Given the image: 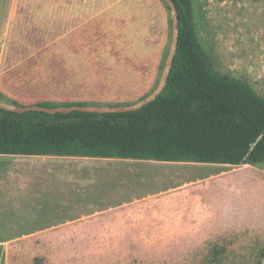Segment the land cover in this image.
<instances>
[{"label": "crops", "instance_id": "crops-1", "mask_svg": "<svg viewBox=\"0 0 264 264\" xmlns=\"http://www.w3.org/2000/svg\"><path fill=\"white\" fill-rule=\"evenodd\" d=\"M120 11L68 8L67 23L51 25L52 47L34 42L35 55L17 60L4 52L0 108L81 111L129 105L150 91L160 59L144 52L145 37L125 17L128 10ZM47 50L51 55L42 56ZM262 164L0 155V205L10 223L23 225L15 227L21 238L206 239L211 231L262 221ZM202 168L210 171L205 179L170 182L181 169ZM243 189L247 196L238 194Z\"/></svg>", "mask_w": 264, "mask_h": 264}, {"label": "rangeland", "instance_id": "rangeland-1", "mask_svg": "<svg viewBox=\"0 0 264 264\" xmlns=\"http://www.w3.org/2000/svg\"><path fill=\"white\" fill-rule=\"evenodd\" d=\"M194 1L198 35L216 70L248 82L264 97V0ZM84 6L118 7L120 13L128 10L130 14L125 17L133 19L129 22L137 34L141 33L145 43H150L144 52L160 59V71L152 80L150 91L135 96L128 102L131 104H101L81 111H132L150 103L162 92L176 51L177 23L169 0H0V57L4 52L16 60L34 56L37 49L29 46L34 42L52 47V23L66 24L68 8ZM66 45L67 42L61 43V47ZM41 55L50 56L51 52ZM9 108L16 112H68L59 111L52 104L47 108ZM181 171L180 176L170 180L172 184L205 179L210 173L208 168ZM238 194L247 196L245 189ZM257 196L262 199L263 194ZM3 210L0 205V264H33L38 257L44 264H264V218L259 225L211 231L206 239L43 240L21 238L20 229L15 227L23 225L10 223L11 218H6Z\"/></svg>", "mask_w": 264, "mask_h": 264}, {"label": "trees", "instance_id": "trees-1", "mask_svg": "<svg viewBox=\"0 0 264 264\" xmlns=\"http://www.w3.org/2000/svg\"><path fill=\"white\" fill-rule=\"evenodd\" d=\"M169 1L176 51L154 100L136 110L105 113L0 108V155L264 163V97L248 82L216 70L198 35L195 1Z\"/></svg>", "mask_w": 264, "mask_h": 264}]
</instances>
